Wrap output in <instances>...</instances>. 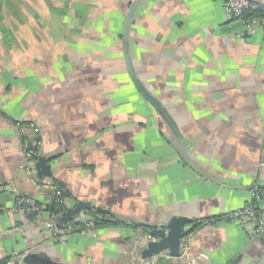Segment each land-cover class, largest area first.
I'll return each instance as SVG.
<instances>
[{"label":"crops","instance_id":"0c3cea01","mask_svg":"<svg viewBox=\"0 0 264 264\" xmlns=\"http://www.w3.org/2000/svg\"><path fill=\"white\" fill-rule=\"evenodd\" d=\"M135 1L0 0V260L28 248L57 264H129L134 225L180 213L193 226L221 218L191 231L189 260L164 254L171 264H228L242 251V264H264V233L252 239L250 221L222 219L264 185V26L245 35L222 0H138L133 65L185 151L126 68L122 30ZM41 148L56 156L44 180L28 156ZM54 180L70 191L65 204L90 201L124 223L54 238ZM19 196L40 204L35 218Z\"/></svg>","mask_w":264,"mask_h":264},{"label":"water","instance_id":"95a60500","mask_svg":"<svg viewBox=\"0 0 264 264\" xmlns=\"http://www.w3.org/2000/svg\"><path fill=\"white\" fill-rule=\"evenodd\" d=\"M138 2L139 1L136 0L130 6L125 16L122 30L123 53L128 74L138 93L153 107L167 126L172 136L171 140L177 143L183 150L188 151L186 142L172 114L164 103L161 102V100H159L140 80L137 76L136 68L133 65L129 35ZM33 141L41 143L43 141V136L37 135ZM33 141L30 142V145ZM187 153L190 155L189 152ZM55 157L54 154L45 153L42 148L37 151V155L33 157V164L31 165L37 179L44 180L53 176V162ZM65 195L70 198L71 194L69 189H65ZM63 204L65 205V210L61 211L56 216L54 215V205L51 204L49 208V215L50 217L55 216L58 226L70 223L80 216L91 219L90 214L94 216H105L107 219H110L111 216L114 215L109 209L102 206H95L90 201L78 200L70 204H65V201H63ZM143 224L152 227L145 231L142 230L141 234L138 236L137 242L132 247V259L129 264H135V262L142 263L149 258L163 254H168L175 258L179 257L183 246V239L186 235L190 234V231L193 229V225H191L192 219L180 213H174L165 219ZM243 257L244 252L242 251L228 264H242ZM12 261L22 264H57L43 258L38 252L28 248L21 250L19 252V257L13 258Z\"/></svg>","mask_w":264,"mask_h":264},{"label":"built area","instance_id":"2783aa9c","mask_svg":"<svg viewBox=\"0 0 264 264\" xmlns=\"http://www.w3.org/2000/svg\"><path fill=\"white\" fill-rule=\"evenodd\" d=\"M222 1L224 4V10L227 18L230 20H241L244 23L245 35L253 34L256 29L254 25L258 23L264 26V18L259 19L255 16L246 17V13L249 10L256 8V5L251 2V0ZM34 130L37 133L39 132L37 128H35ZM36 155L37 152H34L29 153L28 156L33 158ZM56 195L61 196L62 191L57 189ZM17 203L19 206L27 205L33 211H37L39 209L37 206V202L34 199L28 198L26 196H19L17 198ZM222 219L229 222H242L244 220L250 221L253 224V228L249 230L248 233L252 239H255L259 234L264 233V202L262 201V192L259 190L258 185L253 187V200L250 203L226 212L223 215ZM199 222H204L206 223V225L212 224V222L204 220L203 218H200ZM77 223H84V227H81ZM46 226L49 228L52 236L60 240L61 242H65L66 236L73 232H80L82 234L91 233L96 236L94 222L84 216H80L76 220L70 223H66L62 226H58L55 222H49ZM189 235L190 234L186 235L183 239L181 254L179 257H176L180 261H187L191 258V238ZM163 255L154 256L142 263L135 262V264H160V257H162ZM7 264L22 263L10 260Z\"/></svg>","mask_w":264,"mask_h":264},{"label":"trees","instance_id":"16d2710c","mask_svg":"<svg viewBox=\"0 0 264 264\" xmlns=\"http://www.w3.org/2000/svg\"><path fill=\"white\" fill-rule=\"evenodd\" d=\"M256 8L255 9H251L246 13V17H250V16H255L258 18H264V7L255 4ZM54 185L57 189L62 191V195L61 196H57L55 195L54 200H53V205H54V214L57 215L59 214L61 211L65 210V205L63 204V199L66 196L65 195V190H64V185L57 181L54 180ZM259 190L264 193V185L259 186L258 185ZM60 199V201H59ZM24 208L27 210L26 213H28V215L32 218H35L40 210V204L37 203L38 206V210L37 211H33L29 206L27 205H23ZM49 209V208H48ZM91 215V220L94 222L95 227H97L98 225H106V224H112V223H124V221H121L120 219H118L116 216L112 215L110 219L105 218V216H94L92 214ZM117 219H116V218ZM221 217H207V218H203L204 220H208L210 222H212V224H214L216 221H218ZM78 225H80L81 227H84V223H77ZM194 226L193 229L195 227L204 225L206 223L204 222H199V219L194 220L193 222ZM65 225V224H64ZM134 227H138L141 230L145 231L149 228H151L152 226L150 225H145V224H139V225H134ZM192 229V230H193ZM191 232V231H190ZM10 261V259H3L0 260V264H7ZM171 261H168L167 258L165 256L160 257V264H171Z\"/></svg>","mask_w":264,"mask_h":264}]
</instances>
